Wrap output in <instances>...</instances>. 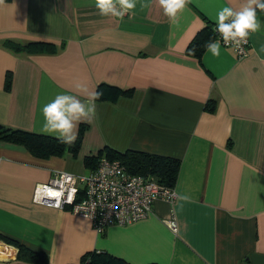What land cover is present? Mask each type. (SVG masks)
<instances>
[{
  "label": "crops",
  "instance_id": "obj_1",
  "mask_svg": "<svg viewBox=\"0 0 264 264\" xmlns=\"http://www.w3.org/2000/svg\"><path fill=\"white\" fill-rule=\"evenodd\" d=\"M243 0H190L172 24L158 0L123 19L100 16L94 0H5L0 6V123L43 131L42 106L57 94L79 96V81L132 87L131 96L96 101L76 156L39 157L0 140V232L48 256L45 264H76L105 251L130 264H264V27L237 58L185 52L224 6ZM264 22V11L257 10ZM47 40L52 53L17 52L5 40ZM10 72L9 88L4 86ZM215 108H204L207 100ZM108 146L179 160L172 201L158 198L144 218L98 233L66 206L32 201L36 184L55 170L87 172L85 155ZM189 195L191 202L178 199ZM174 215L176 231L167 225ZM0 239V264H41L17 257Z\"/></svg>",
  "mask_w": 264,
  "mask_h": 264
},
{
  "label": "built area",
  "instance_id": "obj_2",
  "mask_svg": "<svg viewBox=\"0 0 264 264\" xmlns=\"http://www.w3.org/2000/svg\"><path fill=\"white\" fill-rule=\"evenodd\" d=\"M214 33L215 39H219L218 33ZM230 48L237 58L246 56L249 38L240 48ZM175 196L173 185L132 173L119 159L101 155L95 167L87 172L55 170L46 182L35 185L32 201L55 208L67 206L72 213L87 217L100 233L108 225L144 218L152 211L156 199L172 201ZM167 225L176 231L174 215L168 218Z\"/></svg>",
  "mask_w": 264,
  "mask_h": 264
},
{
  "label": "trees",
  "instance_id": "obj_3",
  "mask_svg": "<svg viewBox=\"0 0 264 264\" xmlns=\"http://www.w3.org/2000/svg\"><path fill=\"white\" fill-rule=\"evenodd\" d=\"M213 26L210 24L202 26L188 42L185 52L193 55L192 53L194 51L193 56L200 58L201 54L205 50L203 45L209 40V38L215 39ZM4 43L7 47L14 51L26 53H52L64 44L61 42L57 45L54 42L47 40L17 42L10 39H6ZM10 83L11 75L10 72H7L5 75L4 86L9 88ZM96 91L102 93L100 99H109L111 101H115L120 95L131 96L133 94L132 87L120 88L105 82H100L96 87ZM204 108L209 111H213L215 108V100H207L204 104ZM84 128L85 125L80 124L75 142L69 145L61 142L57 137L52 135L13 128L0 123V140L20 145L27 149L31 154L39 157H49L51 155L62 156L66 152H70L73 156H76L80 148ZM101 155L119 159L126 166L128 171L145 177H153L157 181L167 185H173L177 178L179 160L175 157L149 153L136 149L118 151L108 146L99 149L96 154L84 156L83 162L88 170L95 167L98 157ZM0 239L17 246V257L41 264L47 263L48 256L45 251L31 249L21 242L7 237L1 232ZM76 264L130 263L105 251L91 250L85 252Z\"/></svg>",
  "mask_w": 264,
  "mask_h": 264
},
{
  "label": "clouds",
  "instance_id": "obj_4",
  "mask_svg": "<svg viewBox=\"0 0 264 264\" xmlns=\"http://www.w3.org/2000/svg\"><path fill=\"white\" fill-rule=\"evenodd\" d=\"M5 0H0V6ZM190 0H158L164 15L172 24L179 23V14L185 9ZM146 9L150 6L149 0H94V7L100 16H112L123 19L126 15H133L137 6ZM257 10L264 11V0H243L239 9L231 6L222 7L214 20L215 29L219 39L209 38L203 45L205 54L211 53L214 57L221 55V43L225 47L240 48L247 44L250 34L256 33L264 22L257 16ZM264 51V48L261 49ZM194 55V51L192 53ZM74 88L83 95L60 93L53 100L42 106L43 131L55 134L65 143L72 144L76 140V130L79 123L91 122L96 114V101L102 93L90 89L82 82H75ZM178 199L191 202L189 195H178Z\"/></svg>",
  "mask_w": 264,
  "mask_h": 264
}]
</instances>
